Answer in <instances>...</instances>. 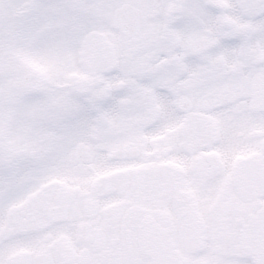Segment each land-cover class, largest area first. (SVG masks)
Returning <instances> with one entry per match:
<instances>
[{
    "label": "snow or ice",
    "instance_id": "1",
    "mask_svg": "<svg viewBox=\"0 0 264 264\" xmlns=\"http://www.w3.org/2000/svg\"><path fill=\"white\" fill-rule=\"evenodd\" d=\"M0 264H264V0H0Z\"/></svg>",
    "mask_w": 264,
    "mask_h": 264
}]
</instances>
